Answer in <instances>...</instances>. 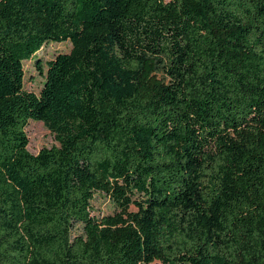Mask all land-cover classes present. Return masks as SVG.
Instances as JSON below:
<instances>
[{
  "label": "trees",
  "instance_id": "obj_1",
  "mask_svg": "<svg viewBox=\"0 0 264 264\" xmlns=\"http://www.w3.org/2000/svg\"><path fill=\"white\" fill-rule=\"evenodd\" d=\"M0 264H264V0H0Z\"/></svg>",
  "mask_w": 264,
  "mask_h": 264
},
{
  "label": "rangeland",
  "instance_id": "obj_2",
  "mask_svg": "<svg viewBox=\"0 0 264 264\" xmlns=\"http://www.w3.org/2000/svg\"><path fill=\"white\" fill-rule=\"evenodd\" d=\"M71 45L69 42L49 43L44 45L32 60L24 62V90L36 95L42 89L45 79L46 64L53 60L59 54L69 53ZM41 62L42 72L40 74L36 68V62ZM26 133L29 139L28 151L36 155L43 148L57 146L54 136L46 129L41 122H29L26 127ZM95 216L111 215L115 211L113 203L105 196L96 194L92 201ZM132 210H134L132 208Z\"/></svg>",
  "mask_w": 264,
  "mask_h": 264
}]
</instances>
